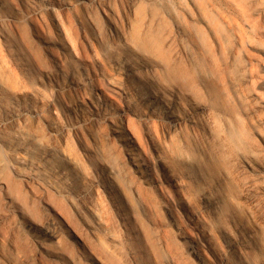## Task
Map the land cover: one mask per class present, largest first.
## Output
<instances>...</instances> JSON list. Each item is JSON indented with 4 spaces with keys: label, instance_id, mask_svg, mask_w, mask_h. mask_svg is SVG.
<instances>
[{
    "label": "bare ground",
    "instance_id": "1",
    "mask_svg": "<svg viewBox=\"0 0 264 264\" xmlns=\"http://www.w3.org/2000/svg\"><path fill=\"white\" fill-rule=\"evenodd\" d=\"M255 53L264 0H0V228L18 216L111 264H141L123 253L133 239L145 264H264V203L230 200L237 162L264 179L239 154L245 94L264 109ZM157 204L169 227L154 240L140 211ZM13 230L0 245L20 256ZM32 247L37 264H76Z\"/></svg>",
    "mask_w": 264,
    "mask_h": 264
},
{
    "label": "rangeland",
    "instance_id": "2",
    "mask_svg": "<svg viewBox=\"0 0 264 264\" xmlns=\"http://www.w3.org/2000/svg\"><path fill=\"white\" fill-rule=\"evenodd\" d=\"M255 54L258 58L264 59L263 54L261 53H255ZM255 67L259 75L264 74V67L259 65L257 62H255ZM46 70L47 68L44 69V71ZM31 79L33 82L37 83L38 85H42L43 87H46L48 91L50 92L52 91V86L47 85V79L44 76L40 77V75L37 74V72H34L31 74ZM245 96L246 99L244 100L241 113L238 115L240 119L241 132L244 139V148H241L239 150V154H258L256 160L257 164L263 165L264 164V109L258 106L255 103V101H253L252 98L248 96V94H245ZM87 125H85L87 129L86 131L87 140L90 142V144L93 145L100 143L102 138L100 135L95 134L96 131L94 129L95 128L94 125L92 124H87ZM90 127H92V129ZM92 133H94L95 136L94 139L91 138ZM71 145H72V150L75 154L78 155L83 154L82 149L80 148L79 145H77L76 139L74 138L71 139ZM74 147L78 151L74 149ZM232 169L235 172L234 174L237 177V184H238L236 193H234L233 195L232 193L230 194V200L232 204L237 206L240 203L241 205H244L247 208H249L251 207L250 205L255 200L260 199V202L264 203V179L253 176V174H251L250 171L248 172L244 171L243 166H241L240 162L234 164ZM239 210H241V207ZM173 212L181 221H184V216H186V213L182 209V203H173ZM257 214L261 215L262 211H258ZM140 215L142 217V221L145 222V226H147L148 224L150 225L153 224L152 226H156L155 230H153L152 232V236L154 237V240H158L160 234H163L164 228H167V226L169 227V215L162 209V206L160 204H157L156 207H146L144 211L142 210L140 211ZM50 219L51 217L44 215L42 218H39L38 221H36V224L38 225L39 228L48 227L50 226V221H51ZM7 223L8 224H5L3 228H0V230L1 231L3 230V232H7L11 228L15 230V233L13 230V234L14 235L16 234V236L14 237L17 246L20 249L23 248L22 250L23 254L20 256H16L15 254L9 253L6 247L0 245V256L4 258L3 259L4 264H37L38 262L31 258V252L34 250L32 247V241L38 239L44 241L49 246L50 249L61 251L67 254L68 256L73 258V260L76 261V264H111L107 262L108 260L103 259L96 253H93L92 255L88 251L83 252L80 249V247L63 231L57 232V235L59 236L58 240H60L59 242L56 238L44 236L40 230L37 231L31 230V227L28 226L27 221L21 217L17 216L15 217V219L9 220ZM158 231L160 233H158ZM75 247L78 249H76ZM131 251H135L138 254L141 264H145L143 251L138 240L136 241L133 239V241L124 244L123 253L125 254L127 253L126 255H128V253H131ZM48 260L49 259L47 257H44L42 259V263L48 264L49 263ZM114 264H130V259L122 257V260H116ZM160 264H173V263L170 261L168 257L162 256L160 259Z\"/></svg>",
    "mask_w": 264,
    "mask_h": 264
}]
</instances>
